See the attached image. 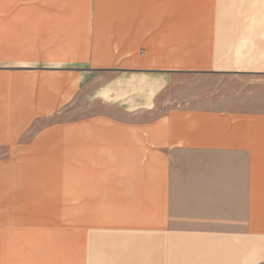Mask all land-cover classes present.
<instances>
[{
    "label": "crops",
    "instance_id": "crops-1",
    "mask_svg": "<svg viewBox=\"0 0 264 264\" xmlns=\"http://www.w3.org/2000/svg\"><path fill=\"white\" fill-rule=\"evenodd\" d=\"M257 7L0 0V264H264Z\"/></svg>",
    "mask_w": 264,
    "mask_h": 264
},
{
    "label": "rangeland",
    "instance_id": "rangeland-1",
    "mask_svg": "<svg viewBox=\"0 0 264 264\" xmlns=\"http://www.w3.org/2000/svg\"><path fill=\"white\" fill-rule=\"evenodd\" d=\"M254 11L257 12V13L264 14V8L257 7ZM225 13H229V14H237V13H239V14H241V13H250V12H248L246 10H241L239 7H236V6L233 5V6L227 7V10H226ZM229 24L234 26L235 22H230ZM219 84H221V82L214 81V80H211V79H194L193 78L192 79V85L189 88L190 89L203 90V89H206V88L210 87V90L212 88H213V90H218V89L224 90L223 87H219ZM185 89H186V91L189 90L188 87H185ZM225 89L226 90L228 89V92H230L231 90H234V82H232L229 86L225 87ZM35 216H36V218L38 220L39 217H44V214H37ZM37 232H40V231L38 230ZM40 233H42V232H40ZM24 242L27 243V239H25ZM17 252L20 253V254H28L29 246L27 248V247H25L22 244L19 245V246H13V247L12 246H8L6 244L0 245V253L12 254V253H17ZM51 252H53L52 246H49V245L45 244L44 239L37 240L36 244L32 245V254H35V255L48 254V253H51Z\"/></svg>",
    "mask_w": 264,
    "mask_h": 264
}]
</instances>
